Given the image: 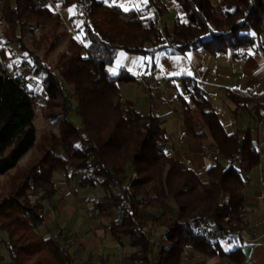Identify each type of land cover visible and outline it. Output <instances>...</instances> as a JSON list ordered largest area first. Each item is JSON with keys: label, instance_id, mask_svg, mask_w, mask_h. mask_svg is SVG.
Segmentation results:
<instances>
[{"label": "trees", "instance_id": "1", "mask_svg": "<svg viewBox=\"0 0 264 264\" xmlns=\"http://www.w3.org/2000/svg\"><path fill=\"white\" fill-rule=\"evenodd\" d=\"M215 1L141 0L140 5L124 9L106 0H0L5 43L19 44L33 74H44L43 117L60 118L58 133L43 130L38 138L29 80L0 73V174L15 169L0 192V230L13 264L75 261L70 245L59 235L46 238L38 233L45 224V202L59 191L57 174L68 185L76 180L79 188L103 190L93 209L100 214L116 211L119 220L109 224V231L114 237H130L138 248L129 256L133 264H184L189 251L243 264V250L227 251L216 231L240 233L249 227L244 188L249 173L261 162V153L254 128H240L237 120L249 110L255 121H263L264 104L249 109L251 97L227 91L235 104L229 133L204 88L192 77L181 78L186 95L177 93L176 98L185 135L198 140L210 135L215 145L207 169L209 181L204 183L194 169L169 153L164 117L141 113L122 101L121 85L135 77L110 70L121 50L150 57L151 70L163 51L264 54V0ZM168 2L178 8L172 28L163 24L165 16H173ZM49 3L78 7L70 20H82L78 31L83 40L70 36L55 65L29 49L23 37L26 26L45 28L34 43L47 54L69 35L57 32L62 15ZM0 52L3 59L7 57L4 47ZM73 110L79 121L72 118ZM33 147L35 157L18 165ZM133 171L138 177L131 182ZM152 226L165 229L168 246L160 248L149 237ZM157 247L159 258H155Z\"/></svg>", "mask_w": 264, "mask_h": 264}, {"label": "crops", "instance_id": "2", "mask_svg": "<svg viewBox=\"0 0 264 264\" xmlns=\"http://www.w3.org/2000/svg\"><path fill=\"white\" fill-rule=\"evenodd\" d=\"M106 1L121 5L124 9H131L128 7L129 2L133 7L137 5V0ZM138 1L140 5L141 0ZM169 4L174 7V13L169 7L170 13L174 17L175 13L178 14V8L173 2H168L167 5L169 6ZM151 62V58L148 56L131 54L121 50L110 70L114 75L124 70L135 77V80L121 85L123 101L141 113L154 112L156 115H162L164 127L170 134L167 148L172 150V155L178 161L186 163L187 159H190L191 164L188 166L196 171L202 182L206 183L209 181L207 169L213 162L210 154L215 153V145L210 135L203 140L185 135L181 103L176 98L177 93L186 95L181 78L184 76L192 77L204 88L225 129L231 133L234 122L232 110L235 104L228 98L227 91H237L242 95L251 97L252 102L249 104V109H252L257 103L264 104V54L260 50L258 52L249 50L238 54L236 51H231L216 56L209 55L205 51L191 50L181 55L163 51L157 56V66L152 70L149 68ZM164 66H169V69L172 67V70H167V67ZM138 74L150 75V78H154L158 82H162L164 79L167 81L160 89L145 93L136 84V75ZM172 85L176 86L172 87ZM237 125L240 128L248 126L254 128L253 135L258 142L261 162L249 173L244 188V204L247 211L245 219L249 223L248 229L240 233L228 232L220 240V243L227 251L241 248L246 256L243 264H264V120L257 122L249 110H243L237 120ZM55 179L60 189L52 201L45 202V225L42 227L49 234L55 233L60 228L71 233L74 228L76 229L80 225L83 212L81 208H76L77 202L76 204H68L60 199L62 197L67 198L70 187L64 176L56 175ZM93 189L97 192V196L94 193L87 195L88 191L82 190L77 200H83L85 205L89 201L88 204L93 208V202L103 195L100 187ZM115 212L111 209L110 216H101L102 218L98 219L99 223L96 225L92 223L93 232L81 235L75 243L70 241L74 244L71 252L75 250L78 254L80 251L83 254H97L98 264H117L122 257H127L130 262L129 256L138 248L131 245L129 236L114 237L110 233L109 224L119 220V216ZM102 221L105 222L107 228L101 226ZM82 227L83 230L86 229V227ZM4 236L5 233L0 231V238L3 239ZM158 243L160 248L169 245L168 241H158ZM0 244L5 246L3 241H0ZM160 248H156L155 258H159ZM4 250V255L0 254V264H13L7 248L5 247ZM73 254L75 258V253ZM77 263L78 259L75 258L73 264ZM184 264L236 263L227 258L209 257L189 251Z\"/></svg>", "mask_w": 264, "mask_h": 264}, {"label": "rangeland", "instance_id": "3", "mask_svg": "<svg viewBox=\"0 0 264 264\" xmlns=\"http://www.w3.org/2000/svg\"><path fill=\"white\" fill-rule=\"evenodd\" d=\"M213 1L216 2L215 0H213ZM129 3L130 4L128 7L132 8L133 5L131 4V2H129ZM136 4L139 5L138 0H137ZM137 5H135V6H137ZM48 6L50 7L51 10L59 11L60 14L62 15V26L57 30V32L69 31L70 32L69 35L63 36L57 42L54 49L47 54H45L43 46L40 45L38 47V46H36V43H34L35 41L40 40V35L42 32H44L46 30L45 28L35 27L33 29L30 26H26V27H24L23 37H24L25 43L29 47V49L33 50L39 56H42L49 64L55 65L57 62L58 54L61 51H63V49L65 48V47L63 48V46L66 45L65 43H67L68 38L70 36H74L80 41L83 40L82 34L78 31V29L81 26L82 20L78 19L74 22H72L70 20V18L73 15H75L79 12L78 7L71 6L69 8H64V7H62L61 4H53V3H49ZM169 7L172 9L171 11L174 12L173 11V8H174L173 5L169 4ZM0 11H1V3H0ZM175 15H176V13H175ZM163 19H164L163 24L167 25L169 28H172V26H173L172 16H170V14H169V15L165 16ZM5 24L6 23L2 19H0V49L4 47L5 48V54L7 56L6 58L3 59V56L0 52V73L5 72V73H9L13 76L25 77L26 79L29 80V87L33 91L34 97H35L34 98L35 116L33 119V125H34L35 131H36V136L39 138L43 130H52L55 133H58V125H59L60 118L55 119V120H49V119L43 117V115H42V108L45 106V99H46V93H45L43 86L41 84V80L44 77V74L43 73H40L38 75L33 74V71L30 68V65H29V62H28L26 56L23 53H21V51H20L19 44L13 43L11 45H8L5 43V38L3 35V30L5 28ZM37 35H39L38 38H36ZM164 67H167V70H172V67L170 69H169V66H164ZM178 71H180V69H178ZM165 73H164V75H166ZM136 84H137V82H136ZM164 84H166V82ZM143 91H144V89H143ZM144 92L147 93L146 91H144ZM122 101H123V99H122ZM126 105L129 106L128 104H126ZM71 116L75 120H78V121L80 120L78 115H76L75 110H73L71 112ZM168 150H169V153L172 154V150L170 148H168ZM208 150H209V148H208ZM36 151L37 150L35 149V147L31 148L28 152H26L20 158L18 165L24 166L28 162H30L35 157V155L37 154ZM213 154L214 153H211L210 155H213ZM133 169H134V167L132 165H130L129 170L132 171ZM14 172H15V169H12L7 174H0V192L4 190L3 189L4 184L8 181L9 177ZM134 174H136L138 177V174L136 171L132 172L133 177H134ZM57 175H59V177L63 176L62 174H57ZM134 181L135 180L132 178L131 182H134ZM69 187H70V191L68 193L67 198L62 197L60 199L66 201L68 204H72V203L76 204V202H77L76 208H81V211L83 212L82 220L80 219L81 223L79 222L80 225H78V227L76 229L74 228V230H72L71 233H67L66 231H64L65 229L60 228L55 233L52 232L51 234L54 236L59 235L61 240L63 241V243L65 245H70V247L72 249V247L74 245L73 243H75L81 235H85L91 231L93 232V229L91 227V226H93L92 223L94 225H96L99 223L98 219H101L102 217H108V216H110V214L109 213L108 214H100L99 212H97L93 208H91L90 204H88L89 201L85 205V203H83L84 202L83 200H80V201L77 200V199H79L78 195L80 192H82V190H87L88 191L87 195H91L92 193H94L95 196H97L96 195L97 192L93 188L80 189L79 187H77L76 180H74L69 185ZM101 191L103 192L102 189H101ZM32 199H34V198H32ZM52 205L55 206L54 204H52ZM226 221H228V218H226ZM82 226L86 227V229L83 230ZM101 226L104 228L105 227L107 228L104 221L101 222ZM164 230H165L164 228H159L157 226H153V228L151 227L148 230L149 237H151L152 239L157 240V241H167L166 239L163 238ZM38 233L40 235H43L46 238L52 236L43 227L38 228ZM0 241H3V240L0 238ZM70 241H74V242L71 243ZM4 248H5V246L0 244V254L1 255H4V253H5ZM73 253H75V258L78 259L79 264H86L88 259L91 257H94V256H96L95 257L96 264H98L97 263V254H87V253L83 254V253H81V251L78 254V252L75 250L73 251ZM117 264H133V263L131 261L129 262L127 257H122L121 260H119L117 262Z\"/></svg>", "mask_w": 264, "mask_h": 264}, {"label": "built area", "instance_id": "4", "mask_svg": "<svg viewBox=\"0 0 264 264\" xmlns=\"http://www.w3.org/2000/svg\"><path fill=\"white\" fill-rule=\"evenodd\" d=\"M38 37H39V35H37L36 38H38ZM166 81L167 80L164 79V81L158 82L154 78L147 79L142 74L136 75V82H137V84L140 87H142V89H144V91H146L147 93H150L151 91H155L157 89H160L161 87L164 86V83ZM186 164L187 165H190L191 164V160L190 159H187ZM132 178L134 180H136L137 175L134 174V177L132 176ZM206 225L207 226H211V224L209 222H207ZM216 233L218 234L219 240H221V239H223L228 234V231H226V230H217ZM86 264H96L95 257L89 258Z\"/></svg>", "mask_w": 264, "mask_h": 264}]
</instances>
